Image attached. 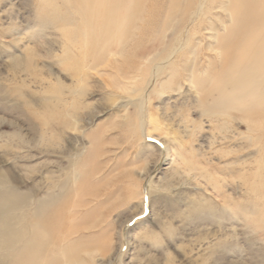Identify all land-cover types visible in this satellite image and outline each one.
I'll list each match as a JSON object with an SVG mask.
<instances>
[{
    "label": "rangeland",
    "instance_id": "rangeland-1",
    "mask_svg": "<svg viewBox=\"0 0 264 264\" xmlns=\"http://www.w3.org/2000/svg\"><path fill=\"white\" fill-rule=\"evenodd\" d=\"M187 3L201 34L126 106L134 57ZM222 7L0 0V264H264V77L230 87L204 35L234 28Z\"/></svg>",
    "mask_w": 264,
    "mask_h": 264
},
{
    "label": "bare ground",
    "instance_id": "bare-ground-1",
    "mask_svg": "<svg viewBox=\"0 0 264 264\" xmlns=\"http://www.w3.org/2000/svg\"><path fill=\"white\" fill-rule=\"evenodd\" d=\"M234 1L238 3L237 8H232L231 10H229L225 9V7H222L223 11L227 12L230 16L233 17L234 28L224 31L225 35L223 37H215L213 34H211L214 31L213 25L211 24L209 27H206L204 29V33H206L204 35H209L208 41L211 38L215 39L217 45H214L213 47L209 45V51H211V53H214L212 55H217L215 57L216 59L221 58V67H226V70H231L229 72V74L232 76V79L229 81L230 87L233 90H238L241 88L248 89L249 84L251 82H255L254 79L258 75V79H262V77H264V68L260 69L261 67H258L256 69L255 72L257 73L255 75H252L248 72V70L252 67L255 68L257 64L264 63V0ZM199 11V8L197 9L191 3H187L182 7H175L171 12L166 14V19L169 18V22L165 23L166 26L164 25L162 27V31L160 32L162 33L160 35L162 36V40L159 44L160 47L152 48L150 51L141 54L139 53L134 57L135 61L133 64L139 66L143 65L144 68H149V76L148 80L145 82L146 86L142 85V88H140L141 86L139 87L140 81L137 82L135 80L138 77L139 73L138 75L130 78L131 80H133V82L130 83V85L132 84L131 91L133 92V94L137 92L139 94L138 97L136 96V98L130 96L125 97L124 103L126 104V106L138 105L139 108H144L145 103L149 101L150 96L154 94L158 88L157 82L158 77L160 76L159 71L163 69L165 65H173L169 68L168 71L171 77H175V72H177V70H174V66L176 62L172 61V56L175 55V53L181 50L184 46L190 44L192 34H201L200 27L203 21H201L202 19L198 18ZM166 36L170 37V39L165 43L164 39L167 38ZM201 37V39L203 40L204 36ZM155 40L156 39H154V41ZM115 49L116 48L112 50L107 49L109 51L107 55L115 51ZM151 53H154L152 57H150V55H152ZM190 54L192 55L193 53H185L183 56H181V58H183L181 62L184 63L181 67L182 71L186 72L184 68H186L188 62L194 63ZM194 66L195 64L192 65V67ZM188 79L189 83L196 86V83L193 82L192 73L190 74ZM223 93L224 89L218 91V94L220 96H222ZM224 97H226V95H224ZM42 239H45L44 236L43 238L41 237V243L43 244V246L39 247L38 251H43L44 249L43 247L46 242H43Z\"/></svg>",
    "mask_w": 264,
    "mask_h": 264
}]
</instances>
